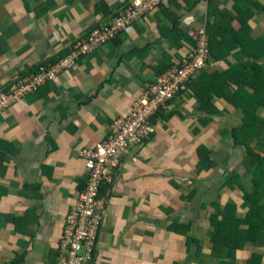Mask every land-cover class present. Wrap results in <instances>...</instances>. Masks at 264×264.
I'll use <instances>...</instances> for the list:
<instances>
[{"label": "crops", "instance_id": "obj_1", "mask_svg": "<svg viewBox=\"0 0 264 264\" xmlns=\"http://www.w3.org/2000/svg\"><path fill=\"white\" fill-rule=\"evenodd\" d=\"M134 1L0 0V92L39 64L70 54L93 28L126 17ZM217 1L228 11L240 0ZM253 1L261 6L253 5L250 22L258 37L264 0ZM182 2L175 13L170 3L145 13L3 113L0 264H57L65 218L88 183L81 152L102 143L112 122L129 115L163 66L169 70L192 50L190 30L217 19L208 16V0ZM226 48L225 57L209 55L191 79L188 86L197 91H181L151 118L150 139L122 153L114 183L102 186L107 202L92 264H264V227L245 248L213 254L212 221L231 201L245 214L244 196L253 188L243 165L247 150L232 135L247 116L232 100L236 76L227 75L222 85L218 77L245 71L249 57L234 39ZM257 116L264 121V106ZM258 125L254 141L264 154V123ZM234 174L241 183L231 187Z\"/></svg>", "mask_w": 264, "mask_h": 264}, {"label": "built area", "instance_id": "obj_2", "mask_svg": "<svg viewBox=\"0 0 264 264\" xmlns=\"http://www.w3.org/2000/svg\"><path fill=\"white\" fill-rule=\"evenodd\" d=\"M168 3L169 0H135L126 17L117 18L107 26L93 28L63 58L39 64L36 71L0 92V119L10 106L36 93L45 84L57 80L60 73L73 67L79 57L95 52L127 25ZM188 35L195 42L192 50L146 88L133 103L129 115L112 122L110 133L102 143L81 152L88 171V183L65 218L57 264H92L107 202L102 186L114 183L122 162V153L141 146L150 139L154 133L151 118L181 91L192 93L188 85L192 78L204 70L210 55L209 37L204 28L192 29Z\"/></svg>", "mask_w": 264, "mask_h": 264}, {"label": "trees", "instance_id": "obj_3", "mask_svg": "<svg viewBox=\"0 0 264 264\" xmlns=\"http://www.w3.org/2000/svg\"><path fill=\"white\" fill-rule=\"evenodd\" d=\"M169 3L173 13L184 7L182 0H169ZM207 5L209 18H217L215 23L206 29L209 37V54L215 60H220L227 54V43L234 39L239 42L242 48L241 53L247 54L249 57L245 71L233 69L218 74L221 85L222 82L230 79L227 78V75L236 76V78L230 79L239 86L237 93L232 96V100L235 103L236 100H239L237 106L244 109L247 116L244 121L245 125L240 129H235L232 135L235 146L243 145L246 148L247 156L243 165L253 175L252 191L244 196V204L245 201L248 202L247 212L244 214L243 206L231 201L212 221L216 232L213 254L220 255L221 251L228 247L243 249L247 244L256 242L261 233L260 229L264 227V154L259 150L262 148L258 146L257 139L254 141L256 136L254 128H260L258 123H264L257 116V110L264 106V35L256 36V38L250 23L256 15L253 5L261 7L258 2L240 0L235 3L234 10L228 11L222 10L217 0H208ZM262 6L264 9V5ZM235 11L239 15H236ZM237 21L241 23L240 28L234 27V23ZM167 70L168 68L163 66L159 75ZM244 85L247 86L243 88ZM191 87L197 91L194 83ZM247 87L253 88L254 92H248ZM241 137L247 138L248 141L243 142ZM239 183H241V177L238 174H234L228 181L231 187L239 185ZM194 195V193L189 194L191 199ZM184 228L187 230L189 226ZM248 264H252V262L249 261Z\"/></svg>", "mask_w": 264, "mask_h": 264}, {"label": "rangeland", "instance_id": "obj_4", "mask_svg": "<svg viewBox=\"0 0 264 264\" xmlns=\"http://www.w3.org/2000/svg\"><path fill=\"white\" fill-rule=\"evenodd\" d=\"M192 89V88H191ZM192 91V90H191ZM3 116V115H2Z\"/></svg>", "mask_w": 264, "mask_h": 264}]
</instances>
